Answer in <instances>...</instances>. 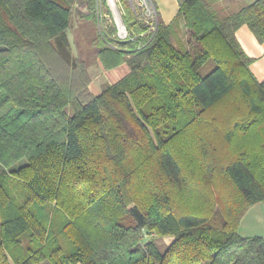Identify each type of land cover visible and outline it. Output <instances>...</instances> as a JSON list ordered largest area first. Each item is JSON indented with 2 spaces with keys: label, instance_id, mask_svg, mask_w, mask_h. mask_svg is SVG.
Returning <instances> with one entry per match:
<instances>
[{
  "label": "trees",
  "instance_id": "trees-1",
  "mask_svg": "<svg viewBox=\"0 0 264 264\" xmlns=\"http://www.w3.org/2000/svg\"><path fill=\"white\" fill-rule=\"evenodd\" d=\"M214 1L142 25V48L97 37L130 73L95 95L69 39L94 0H0V264H264V238L239 232L264 201V81L236 37L264 44V0Z\"/></svg>",
  "mask_w": 264,
  "mask_h": 264
},
{
  "label": "rangeland",
  "instance_id": "rangeland-1",
  "mask_svg": "<svg viewBox=\"0 0 264 264\" xmlns=\"http://www.w3.org/2000/svg\"><path fill=\"white\" fill-rule=\"evenodd\" d=\"M106 0H103L100 3V0H94V10H93V18L90 21H83L81 20L80 16L74 17L73 26L69 32V39L72 44V51L75 56H78L79 54L86 58L88 61L89 66V74L91 76L92 81L94 80V85L91 87V90L95 88V86L99 87V85L103 82H105L104 78L101 76V68L99 69V57L97 56V46L100 45L96 43L94 40L98 38L101 39V35H104L105 39L102 40V44L106 47H111L113 49H123L132 51V48H142L143 45L138 43L130 44L129 46L125 47L123 45H127L126 43H118L117 36V27L115 23L109 24V22H104L102 19H100V16L102 15V12L104 14H111V11L109 10V6L107 5ZM106 3V4H105ZM215 8L221 13L220 6L218 5V1H214ZM103 4V7L102 5ZM102 10V12H101ZM121 10L124 11L125 15V26L127 30L129 31L131 37L139 36L138 32H142L143 26L141 23L134 20V17L131 13L130 8L122 3ZM80 12L87 13L88 10L85 8H80ZM223 15H227V11H223ZM134 21L137 22L138 26L134 25ZM100 31H103V34L100 33ZM151 37V36H149ZM148 38V37H147ZM122 42V41H119ZM76 47V48H75ZM130 47V48H129ZM82 53L84 55H82ZM215 67V64L212 63L209 65V67L202 69V74L206 75L210 72V70H213ZM92 84V82H91ZM94 91V90H93ZM96 92V91H95ZM11 108V105H9L6 109H4L1 113L5 114V111L9 110ZM26 161H21L19 164L15 166V169L17 170L22 165H24ZM149 240H155L159 243L160 247L164 250L166 249L172 242L173 238L170 236L166 237H159L157 234H148L147 237L145 236L144 241ZM206 264V263H204Z\"/></svg>",
  "mask_w": 264,
  "mask_h": 264
},
{
  "label": "crops",
  "instance_id": "crops-1",
  "mask_svg": "<svg viewBox=\"0 0 264 264\" xmlns=\"http://www.w3.org/2000/svg\"><path fill=\"white\" fill-rule=\"evenodd\" d=\"M158 12L160 23L168 26L177 16L180 5L185 0H153ZM257 0H218L220 10L227 11L228 14L237 11L245 6L251 5ZM236 37L244 49L245 53L252 59L254 63L251 70L256 78L262 82L264 81V44L258 42L252 31L243 26L240 28ZM101 67V76L105 82L101 83L99 87L95 86L93 90L90 85V90L93 94L98 95L101 89L106 84H115L130 73L129 66L125 63L113 69H106L99 58ZM96 91V92H95ZM240 235L242 237H262L264 238V201L253 206L244 216L240 228Z\"/></svg>",
  "mask_w": 264,
  "mask_h": 264
},
{
  "label": "built area",
  "instance_id": "built-area-1",
  "mask_svg": "<svg viewBox=\"0 0 264 264\" xmlns=\"http://www.w3.org/2000/svg\"><path fill=\"white\" fill-rule=\"evenodd\" d=\"M103 0H100V3ZM111 14H104L100 16V19L109 24L115 23L117 27V38L122 42L135 41L134 37H131L129 31L125 26V13L121 10L122 3L126 4L134 17V20L141 23L145 29L142 37L154 36L157 31L159 22V16L153 0H106ZM106 4V3H105ZM103 7V4H101ZM103 34V31H100Z\"/></svg>",
  "mask_w": 264,
  "mask_h": 264
}]
</instances>
